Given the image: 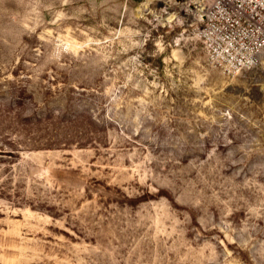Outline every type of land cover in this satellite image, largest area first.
<instances>
[{
	"label": "rangeland",
	"instance_id": "374dc122",
	"mask_svg": "<svg viewBox=\"0 0 264 264\" xmlns=\"http://www.w3.org/2000/svg\"><path fill=\"white\" fill-rule=\"evenodd\" d=\"M206 7L0 0V264H264V55Z\"/></svg>",
	"mask_w": 264,
	"mask_h": 264
},
{
	"label": "built area",
	"instance_id": "2783aa9c",
	"mask_svg": "<svg viewBox=\"0 0 264 264\" xmlns=\"http://www.w3.org/2000/svg\"><path fill=\"white\" fill-rule=\"evenodd\" d=\"M200 37L209 57L229 74L252 70L264 55V0H203Z\"/></svg>",
	"mask_w": 264,
	"mask_h": 264
}]
</instances>
